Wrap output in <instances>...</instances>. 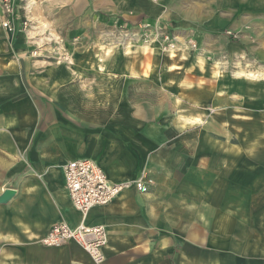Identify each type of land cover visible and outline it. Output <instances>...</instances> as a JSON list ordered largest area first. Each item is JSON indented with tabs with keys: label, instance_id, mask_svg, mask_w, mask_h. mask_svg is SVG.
<instances>
[{
	"label": "crops",
	"instance_id": "0c3cea01",
	"mask_svg": "<svg viewBox=\"0 0 264 264\" xmlns=\"http://www.w3.org/2000/svg\"><path fill=\"white\" fill-rule=\"evenodd\" d=\"M17 7L18 25L26 20L33 32H89L161 15L195 38L198 51L184 53L176 77L184 120L181 134L168 136L182 140L176 152L177 141L159 147L168 142L164 126L143 123L142 101L124 98L109 114L79 116L61 89L79 73L32 57L29 35L0 22V195L15 189L0 202V264H93L76 243L39 242L62 221L107 228L103 264H264V0H18ZM70 92L80 95L78 83ZM47 99L81 120L55 118L52 130ZM84 157L113 182L145 171L154 184L147 193L126 188L83 215L63 167Z\"/></svg>",
	"mask_w": 264,
	"mask_h": 264
},
{
	"label": "rangeland",
	"instance_id": "374dc122",
	"mask_svg": "<svg viewBox=\"0 0 264 264\" xmlns=\"http://www.w3.org/2000/svg\"><path fill=\"white\" fill-rule=\"evenodd\" d=\"M175 27L160 15L153 22L143 21L133 25L110 23L106 27H93L89 32L81 31L79 27H41L38 32L32 31L34 27L18 29L29 35L33 44L32 57L46 59L47 66H63L72 73H79L77 81L65 80L61 88L67 100L75 101L83 110L78 113L79 116L103 115L110 105L123 104L124 98L126 103L142 101L143 123L155 122L164 126L165 132L160 135L168 142L157 143L159 147L172 149L177 141L175 151L179 152L182 151V140L179 142L175 138L184 130V120L182 80L176 77L181 76L184 70V53L188 55L189 51H198V43L193 37H185ZM190 39L195 42L196 48L188 43ZM175 65L180 67L175 68ZM74 82L78 83L79 96L76 92L72 96L70 92ZM47 84L51 86L50 80ZM47 103L50 110L47 120H52L49 123L52 130L55 118L67 125L81 120L76 118V113L55 111L53 100L47 99ZM111 115L116 116V113ZM173 122L177 127L173 126ZM171 134L175 138L168 139ZM209 226L212 230L215 228L213 224ZM211 243L209 240L208 244Z\"/></svg>",
	"mask_w": 264,
	"mask_h": 264
},
{
	"label": "built area",
	"instance_id": "2783aa9c",
	"mask_svg": "<svg viewBox=\"0 0 264 264\" xmlns=\"http://www.w3.org/2000/svg\"><path fill=\"white\" fill-rule=\"evenodd\" d=\"M18 0H0V22L9 30L15 31L19 27L27 28L26 20L18 25ZM188 43L196 48L193 40ZM65 186L73 205L87 215L91 209L111 203L126 188L134 186L139 192L147 193L154 184L152 177L145 171L132 180L113 182L104 168L92 158H77L68 161L64 167ZM47 247H63L68 243H76L82 247L95 264H103L106 260L105 249L109 243V233L104 225L71 226L67 222L52 225L47 234L39 241Z\"/></svg>",
	"mask_w": 264,
	"mask_h": 264
},
{
	"label": "water",
	"instance_id": "95a60500",
	"mask_svg": "<svg viewBox=\"0 0 264 264\" xmlns=\"http://www.w3.org/2000/svg\"><path fill=\"white\" fill-rule=\"evenodd\" d=\"M15 194V189L7 188L5 191L0 195V202H7L10 198Z\"/></svg>",
	"mask_w": 264,
	"mask_h": 264
},
{
	"label": "bare ground",
	"instance_id": "6f19581e",
	"mask_svg": "<svg viewBox=\"0 0 264 264\" xmlns=\"http://www.w3.org/2000/svg\"><path fill=\"white\" fill-rule=\"evenodd\" d=\"M124 46V45H123ZM254 74V73H253Z\"/></svg>",
	"mask_w": 264,
	"mask_h": 264
}]
</instances>
